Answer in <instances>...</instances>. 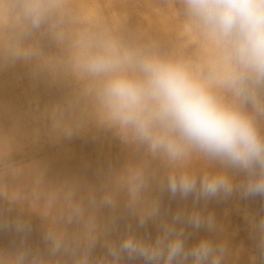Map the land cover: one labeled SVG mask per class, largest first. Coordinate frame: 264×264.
I'll use <instances>...</instances> for the list:
<instances>
[{
  "label": "clouds",
  "instance_id": "1",
  "mask_svg": "<svg viewBox=\"0 0 264 264\" xmlns=\"http://www.w3.org/2000/svg\"><path fill=\"white\" fill-rule=\"evenodd\" d=\"M182 7L212 53L196 71L151 47L73 27L67 0H0V68L31 64L68 88L44 111L50 134L94 130L129 153L122 165L99 170L96 184L51 181L45 168L14 161V137L0 134L7 205L0 232L20 238L0 248V264H228L226 242L205 236L188 245L185 228L216 231L214 215L195 206L201 202L264 198V0H182ZM45 37L61 55L45 54ZM163 193L191 197L192 209L171 213L155 239L138 236L131 221L144 228L160 218ZM33 216L44 225L43 249L27 243ZM120 219L130 221L126 232L110 239ZM250 223L264 259V218ZM98 245L103 253L94 256Z\"/></svg>",
  "mask_w": 264,
  "mask_h": 264
},
{
  "label": "rangeland",
  "instance_id": "2",
  "mask_svg": "<svg viewBox=\"0 0 264 264\" xmlns=\"http://www.w3.org/2000/svg\"><path fill=\"white\" fill-rule=\"evenodd\" d=\"M67 3L76 20L73 27L104 31L129 44L151 47L161 55L188 61L194 71L205 65L212 55L209 45L189 27L182 0H67ZM167 18L180 23L187 34L185 38L175 33ZM40 46L46 55L62 54V50L46 37L41 38ZM33 67L31 64L17 62L15 65L0 68V134L14 137L15 149L12 159L18 163L45 168L47 178L55 171L52 166H72L77 163L80 155L83 157L82 162L91 160L93 166L96 159H111L113 165L118 167V161L124 160L129 153L109 134L93 130L75 135L71 139L56 138L50 134L44 111L62 99L68 88L64 84L52 81L46 74H35ZM204 70L206 74L207 69ZM89 138L94 140H90L91 143L88 145L92 148L82 145L83 140ZM193 163L200 166L202 162ZM94 167L95 172L108 168L105 162L96 163ZM66 174L71 176L69 173ZM97 182V179L89 180V184ZM160 197L162 202L160 218L149 221L144 228L137 227L136 222L131 221L138 236L148 234L155 239L161 230L162 221L170 219L171 213L177 209L190 210L193 207L191 197L187 200L180 197L171 199L167 193L160 194ZM195 206L205 214L212 213L217 228L216 231L209 233L204 228L195 230L186 227L188 245L207 236L216 242H226L228 248L233 250L230 251L235 264H264V259L260 258L257 251V236L250 223L252 217L257 220L264 218V198L243 199L237 193L228 199H213L207 205L201 202ZM6 207L5 203L0 202V208ZM24 215L27 217L26 213ZM110 215L109 209L103 210L104 218L107 219ZM129 222L126 219L118 220L110 239L118 240L125 234ZM30 223L31 232L27 236V243L43 249L45 247L42 239L43 222L33 216ZM19 242L20 238L14 231L0 232V248L12 249ZM102 253L103 249L98 245L94 256ZM124 264L140 262H130L125 258Z\"/></svg>",
  "mask_w": 264,
  "mask_h": 264
},
{
  "label": "bare ground",
  "instance_id": "3",
  "mask_svg": "<svg viewBox=\"0 0 264 264\" xmlns=\"http://www.w3.org/2000/svg\"><path fill=\"white\" fill-rule=\"evenodd\" d=\"M165 16V15H164ZM168 19V18H167ZM170 20V25H172V28H174L173 30H175L176 32L175 33H178L180 35H182L183 38H185V35L186 32L183 31L184 28H182V26L180 25V23H178L177 21H175L174 19H168V21ZM168 24V23H167ZM185 40V39H184ZM182 44L185 45V42L182 41ZM32 67V66H30ZM34 68V67H33ZM35 71V70H34ZM34 73V72H33ZM36 74V72H35ZM43 75V74H42ZM45 75V74H44ZM49 80V79H48ZM47 80V81H48ZM42 81V80H41ZM46 81V80H45ZM43 83V82H42ZM45 84V83H44ZM56 85V84H55ZM48 86V85H47ZM44 92V91H43ZM2 108V107H1ZM9 120V119H8ZM15 134V133H14ZM93 138H89V139H84L83 140V143L82 145H84L85 147H88V148H92V146H88L90 145L91 141H94L92 140ZM91 140V141H90ZM82 148V147H81ZM89 151V150H88ZM84 154V153H83ZM128 154H126L125 156V159L127 158ZM122 160L121 162H124L125 161ZM83 160V157L80 155L79 158H77V163L72 165V166H67V165H64V166H52L55 168V171H53V173L51 174V176L49 177L48 176V179L51 180V181H55L57 179H60V178H64V177H68L66 173H69L68 175H71V176H77V177H80L82 178L83 180H85L86 182L89 183V180L90 178L92 179H97V173L98 171H93L95 170V164L98 163V164H103L104 162L107 164V167L109 165H113V161L111 159H96V162L94 164V166L92 165L93 163L90 161H85V162H82ZM118 161V166L122 165V163ZM120 163V164H119ZM54 165V164H53ZM93 171V172H92ZM232 249V248H231ZM230 249V250H231ZM234 249V248H233ZM233 251V250H231ZM236 251V250H235ZM232 258H234L232 256ZM231 257L229 258L228 260V264H235V262L233 261Z\"/></svg>",
  "mask_w": 264,
  "mask_h": 264
}]
</instances>
